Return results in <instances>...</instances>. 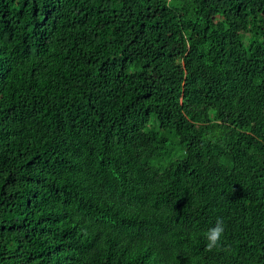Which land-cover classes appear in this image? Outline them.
Wrapping results in <instances>:
<instances>
[{
	"label": "trees",
	"instance_id": "obj_1",
	"mask_svg": "<svg viewBox=\"0 0 264 264\" xmlns=\"http://www.w3.org/2000/svg\"><path fill=\"white\" fill-rule=\"evenodd\" d=\"M0 264H264V0H0Z\"/></svg>",
	"mask_w": 264,
	"mask_h": 264
},
{
	"label": "clouds",
	"instance_id": "obj_2",
	"mask_svg": "<svg viewBox=\"0 0 264 264\" xmlns=\"http://www.w3.org/2000/svg\"><path fill=\"white\" fill-rule=\"evenodd\" d=\"M225 232L224 221L221 218H217L213 227H210L205 233L206 249L213 251L222 246V238Z\"/></svg>",
	"mask_w": 264,
	"mask_h": 264
},
{
	"label": "rangeland",
	"instance_id": "obj_3",
	"mask_svg": "<svg viewBox=\"0 0 264 264\" xmlns=\"http://www.w3.org/2000/svg\"><path fill=\"white\" fill-rule=\"evenodd\" d=\"M171 2H173V4H177L180 5L183 3V0H170Z\"/></svg>",
	"mask_w": 264,
	"mask_h": 264
}]
</instances>
